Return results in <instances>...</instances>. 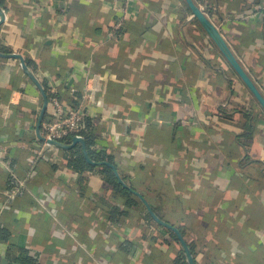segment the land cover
<instances>
[{
  "label": "crops",
  "instance_id": "0c3cea01",
  "mask_svg": "<svg viewBox=\"0 0 264 264\" xmlns=\"http://www.w3.org/2000/svg\"><path fill=\"white\" fill-rule=\"evenodd\" d=\"M123 2L1 0L0 48L32 61L46 92L55 88L64 105L82 107L93 122L92 148L112 155L127 184L186 229L196 264H264L263 108L185 0H135L118 25ZM196 3L264 95V0ZM42 106L18 62L0 58V144L43 149L37 156L14 148L0 168L7 258L30 252L36 264H173L180 243L143 212L110 220V208L125 205L101 167L77 172L65 151L43 147L35 131ZM49 178L67 200L55 202L53 216L35 215L50 208L45 192L61 193L39 182ZM20 181L29 183L15 198L3 193ZM22 208L30 220L17 217Z\"/></svg>",
  "mask_w": 264,
  "mask_h": 264
},
{
  "label": "water",
  "instance_id": "95a60500",
  "mask_svg": "<svg viewBox=\"0 0 264 264\" xmlns=\"http://www.w3.org/2000/svg\"><path fill=\"white\" fill-rule=\"evenodd\" d=\"M187 5L189 6L191 12H192V18L198 20L200 24L203 26V28L206 30L210 38L214 41V43L217 45V47L220 49L226 60L229 62L231 67L234 69V71L238 74V76L241 78V80L244 82V84L247 86V88L250 90V92L253 94V96L256 98V100L259 102L261 107L264 110V95L260 92L257 85L254 83V81L250 78V76L246 73L244 68L242 67L241 63L238 61L236 56L233 54L232 50L228 46L227 42L223 38L221 32L219 29L212 23L210 18L206 14V8L198 6V4L194 0H185ZM6 20V12L4 8L0 4V26L5 22ZM0 58H8V59H14L18 62L20 65L22 71L26 74V76L32 81V83L38 88L42 95L43 99V106L38 118L37 126H36V137L40 142H45L51 147H54L59 150L63 151H69L75 148L77 145H80L82 148V152L84 155L85 160L88 164L102 167V166H109L113 169L118 181L120 184H122L125 188H131L121 177L119 170L116 166V164L104 161V162H95L89 155L88 151V145L86 138L84 136H76L74 137L71 142H61L54 139H48L46 138L41 131L42 122L44 120L45 114L47 112L48 108V94L46 92V89L44 88L43 84L39 81L33 70L29 67L26 58L21 54L17 52H10V53H3L0 51ZM136 196L139 198L141 203L146 208L148 214L153 219V221L170 231H172L180 243L182 250L184 252V256L186 258L187 264H196L194 255L191 251V248L182 235L180 229L165 221L161 217L157 215V213L154 211V208L151 206L149 201L139 192L134 191ZM8 259L6 257H3L2 264H7Z\"/></svg>",
  "mask_w": 264,
  "mask_h": 264
},
{
  "label": "built area",
  "instance_id": "2783aa9c",
  "mask_svg": "<svg viewBox=\"0 0 264 264\" xmlns=\"http://www.w3.org/2000/svg\"><path fill=\"white\" fill-rule=\"evenodd\" d=\"M135 0H124L123 7L121 8L122 16L117 22L118 25H122V23L127 20L130 16V13L132 12L133 2ZM206 8L205 6H203ZM208 16V15H207ZM49 103L52 107V111L48 114V116L43 120L41 131L42 134L48 138V139H54L61 142H66V140H72L76 136H83L82 133L85 131V117L86 113L82 109V107H68L64 105V103L58 98L56 95L57 92L55 88L51 87L47 90ZM43 147H50L48 144L41 143ZM20 147L22 150L32 152L34 155L40 156L42 154V147L39 145L37 148L32 147V144L28 143H12V144H0V168H4L5 161L4 159L10 155V153L13 151L14 148ZM31 159V158H30ZM34 162V157L32 158ZM56 179L49 178L48 180H39L42 184L46 186H53V188H56L58 191H60V195L55 196L52 195L49 191L47 193L45 192V198L48 200L47 202L44 201L43 205L50 208H43L44 210H34L33 214L38 215L40 211L47 212L49 216H53V209H58L55 202H64L67 200V194L66 189L63 188L62 184L59 182H55ZM38 181V179H37ZM29 181H20L17 183V185L14 188H11L10 190H4L3 193L7 195L10 198H15L21 191L22 188H26ZM54 183V184H53ZM49 204V205H47ZM66 204V203H62ZM6 208V204L4 202L0 203V225L1 221L4 217V211ZM53 208V209H52ZM108 218L105 217V220L107 221ZM72 232L76 231L78 229L77 224L71 225ZM26 229L29 230V226H26ZM59 230L63 232L62 228L59 227ZM113 230V229H112ZM112 230H107V234L111 235ZM119 241L123 242L124 237L119 236ZM116 245L113 243L109 244V247L111 250H115ZM9 244L5 241H2L0 239V264H2L3 257H8L10 254ZM13 252H16V249L13 250ZM60 255V252H56V256ZM21 256V254L19 255ZM25 256L22 254L21 257ZM28 256L31 258H34L35 261H38V257L36 255L28 253ZM8 259V258H7ZM102 262V261H101ZM108 264H113L109 259H107ZM157 263H162L160 261H157ZM7 264H19L15 261L9 260ZM100 264V262H98ZM104 264V263H103Z\"/></svg>",
  "mask_w": 264,
  "mask_h": 264
},
{
  "label": "trees",
  "instance_id": "16d2710c",
  "mask_svg": "<svg viewBox=\"0 0 264 264\" xmlns=\"http://www.w3.org/2000/svg\"><path fill=\"white\" fill-rule=\"evenodd\" d=\"M195 2H201L202 0H194ZM0 4H1V0H0ZM0 51L3 53H10L8 50L4 49V48H0ZM27 63L29 65V67L31 69H33L35 67L34 63L30 60H27ZM85 131L82 133V135L86 138L87 141V145H88V151H89V155L90 157L95 161V162H104V161H108L111 163L115 164V159L112 155L107 154L105 151H97L94 150L92 148V145L94 144V139L95 136L93 134V122L89 119V118H85ZM66 142H71V140H66ZM68 155V167L70 169H73L77 172H84V171H91L94 170L97 166H93L87 163V161L84 158L83 152H82V148L80 145H77L75 148H73L72 150L69 151H65ZM102 170V175L105 178L106 182L108 185H110L113 189H114V193L117 196V198H119V200L122 202H124L123 204L124 209L120 208L119 206H112L109 210V216H110V220L113 221L114 223H119L120 222V218L122 217H126V216H130L132 214L137 213H141L143 212V215L145 216V219L149 222V223H154L156 224L153 219L150 217V215L148 214V212L146 211V209L144 208V206L139 207L142 203L139 200V198L136 196L135 192L136 191L134 188H125L122 184L119 183L113 169L109 166H102L101 167ZM123 178V180L127 183V177L126 176H121ZM137 208V209H136ZM154 211L157 213V215L159 217H161L162 219H164V213L160 208H154ZM17 217H19L21 219V221H26V220H30L29 214L26 213V210L22 208V212L16 214ZM141 215V214H140ZM157 225V224H156ZM159 228H162V231L165 233H169L176 241H178L176 235L168 230L165 229L159 225H157ZM182 235L184 236V238L187 240V235H186V229L183 227L179 228ZM9 233L6 232L5 229L0 228V239L2 241L7 242L8 244L10 243V239H9ZM152 239H154V237H151ZM189 244V242H188ZM131 246V245H130ZM191 251L194 255V248L192 245H190ZM124 248V247H123ZM126 250V249H125ZM25 253V252H24ZM28 255V254H27ZM12 257V256H11ZM29 258H23L22 260H19L17 258H15V262L19 263V264H36V261L34 258H31L30 256H28ZM150 258L155 259L154 258V254H152L150 256ZM157 261L162 262L160 259H157ZM35 262V263H34ZM173 264H187L186 262V258L184 256V252L183 250L180 253V256L175 259Z\"/></svg>",
  "mask_w": 264,
  "mask_h": 264
},
{
  "label": "rangeland",
  "instance_id": "374dc122",
  "mask_svg": "<svg viewBox=\"0 0 264 264\" xmlns=\"http://www.w3.org/2000/svg\"><path fill=\"white\" fill-rule=\"evenodd\" d=\"M124 242H125V241H124ZM124 242H123V243H124Z\"/></svg>",
  "mask_w": 264,
  "mask_h": 264
}]
</instances>
